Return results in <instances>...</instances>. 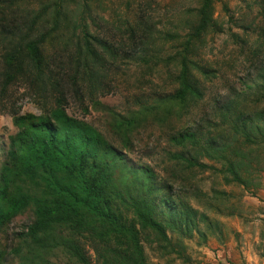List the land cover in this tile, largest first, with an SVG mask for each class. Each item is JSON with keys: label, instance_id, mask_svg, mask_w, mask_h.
Listing matches in <instances>:
<instances>
[{"label": "trees", "instance_id": "trees-1", "mask_svg": "<svg viewBox=\"0 0 264 264\" xmlns=\"http://www.w3.org/2000/svg\"><path fill=\"white\" fill-rule=\"evenodd\" d=\"M194 1L198 6L183 33L155 29L147 4H138L128 10L124 27L117 25L121 40L114 43L91 28L94 0H0V112L10 114L16 127L0 168V226L31 208L33 220L14 248L22 264H56L47 257L56 248L68 257L65 264H151L144 243L167 264L185 248L183 238L196 232L205 239L200 224L218 226L205 211L220 212L228 193L213 186L204 191L195 183L198 174L209 169L220 184L260 187L264 61L246 89L214 106L213 120L170 136L181 150L171 158L191 175L182 195L173 193L172 183L155 187L147 171L139 194L123 191L113 176L112 144L65 110L68 96L106 94L104 80L117 58L143 60L158 41L175 44L168 55L176 68L172 98L204 97L201 76L208 78L211 69L199 62L200 51L207 35L222 29L215 0ZM12 86L51 105L40 114L21 113L11 100ZM114 117L115 133L125 137L135 119ZM169 231L179 240L172 241Z\"/></svg>", "mask_w": 264, "mask_h": 264}, {"label": "rangeland", "instance_id": "rangeland-1", "mask_svg": "<svg viewBox=\"0 0 264 264\" xmlns=\"http://www.w3.org/2000/svg\"><path fill=\"white\" fill-rule=\"evenodd\" d=\"M138 4H147L145 11L151 16L155 29L180 33L186 30L198 6L194 0H94L98 12L94 14L92 30L118 43L121 34L117 25L123 28L127 16L130 17L128 10L134 11ZM214 6L222 30L210 32L200 51L199 62L211 69L208 78L201 76L205 85L201 99L179 102L172 98L176 70L168 58L175 51L172 41L163 44L158 41L146 50L143 60L118 57L117 64L110 67L104 80L106 94L67 98V113L91 124L114 147L117 156L113 176L123 191L139 194L138 184L147 171L145 175L151 176L155 187L172 183L173 193L188 192L191 175L183 172L171 158L172 153L181 150L169 141L170 136L184 129L203 127L205 120H213L214 106L246 89L264 61V0H215ZM10 94L21 113L40 114L51 105L50 100L31 96L20 86H12ZM261 99L264 105V95ZM115 114L135 119L125 137L121 138L114 131ZM15 132L12 116L0 112V168L6 158L9 137ZM201 161L219 165L204 158ZM260 175V187L250 191L238 184L213 181L209 169L198 174L195 183L204 191L213 186L228 193L220 204V212L205 211L218 226L208 229L200 224V229L206 233L205 239L196 232L183 238L185 248L180 254H172L167 264H264V170ZM189 201L204 210L191 197ZM32 220V210L27 208L0 226L3 253L0 264H22L14 248L19 234ZM168 234L172 241L179 240L170 231ZM85 246L91 250L89 240H85ZM144 246L151 264H166L168 258H159L146 243ZM47 257L56 264L69 262L57 248Z\"/></svg>", "mask_w": 264, "mask_h": 264}, {"label": "crops", "instance_id": "crops-1", "mask_svg": "<svg viewBox=\"0 0 264 264\" xmlns=\"http://www.w3.org/2000/svg\"><path fill=\"white\" fill-rule=\"evenodd\" d=\"M223 255H224V253H223ZM220 259V258H219Z\"/></svg>", "mask_w": 264, "mask_h": 264}]
</instances>
